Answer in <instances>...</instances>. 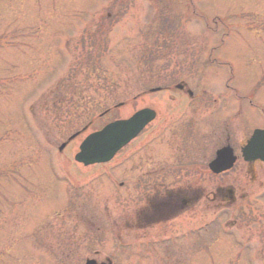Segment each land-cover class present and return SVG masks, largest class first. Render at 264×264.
<instances>
[{"label": "rangeland", "instance_id": "rangeland-1", "mask_svg": "<svg viewBox=\"0 0 264 264\" xmlns=\"http://www.w3.org/2000/svg\"><path fill=\"white\" fill-rule=\"evenodd\" d=\"M194 1L208 17L207 28L188 0H0V172L9 177L0 176L9 192L0 200L8 235L0 239V264H52V254L34 247L33 236L39 230L51 235L70 202L68 216L61 217L80 215V192L93 189L86 199L98 202L102 180L92 182L97 172L78 168L72 156L93 127L107 122L108 115L98 117L103 110L123 102L109 118H126L150 106L157 111L150 126H264V0ZM163 18L176 26L166 36L159 35ZM100 47L102 88L79 64L90 52L99 57ZM75 66L62 104L54 105L58 86ZM182 79L196 97L192 102L165 93L137 97ZM239 137L235 132L232 138ZM68 177L85 189L76 190ZM25 178L32 182L18 188L15 182ZM50 220L53 227L43 226ZM190 264L212 262L201 256Z\"/></svg>", "mask_w": 264, "mask_h": 264}, {"label": "flooded vegetation", "instance_id": "flooded-vegetation-1", "mask_svg": "<svg viewBox=\"0 0 264 264\" xmlns=\"http://www.w3.org/2000/svg\"><path fill=\"white\" fill-rule=\"evenodd\" d=\"M231 135L215 126H147L128 154L129 146L96 165L95 217L60 221L42 240L33 236L34 247L52 254V264H190L201 256L264 264V162H246V138ZM226 145L235 163L215 173L210 163Z\"/></svg>", "mask_w": 264, "mask_h": 264}, {"label": "water", "instance_id": "water-1", "mask_svg": "<svg viewBox=\"0 0 264 264\" xmlns=\"http://www.w3.org/2000/svg\"><path fill=\"white\" fill-rule=\"evenodd\" d=\"M153 118V113L143 110L127 121H117L107 125L99 133L91 135L83 144L80 156L82 161L93 163L99 159L111 157L115 151L127 143L134 135ZM264 138L263 131H256L247 151L255 149L258 141Z\"/></svg>", "mask_w": 264, "mask_h": 264}]
</instances>
